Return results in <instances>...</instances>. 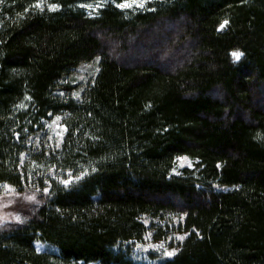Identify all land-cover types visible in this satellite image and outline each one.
Wrapping results in <instances>:
<instances>
[{
	"label": "trees",
	"instance_id": "16d2710c",
	"mask_svg": "<svg viewBox=\"0 0 264 264\" xmlns=\"http://www.w3.org/2000/svg\"><path fill=\"white\" fill-rule=\"evenodd\" d=\"M99 1L91 16L78 0H0V184L84 173L50 178L28 219L0 230V264H136L142 216L184 218L160 264H264V0ZM95 61L74 98L70 77ZM56 116L66 134L47 148ZM181 156L196 168L174 175Z\"/></svg>",
	"mask_w": 264,
	"mask_h": 264
},
{
	"label": "rangeland",
	"instance_id": "374dc122",
	"mask_svg": "<svg viewBox=\"0 0 264 264\" xmlns=\"http://www.w3.org/2000/svg\"><path fill=\"white\" fill-rule=\"evenodd\" d=\"M45 3L51 4L52 0H43ZM81 1L80 6L87 11L91 16H95L100 9L106 4L99 0H78ZM155 1L163 0H144V6L140 7L139 2L133 4L132 7L119 8L122 11L147 10L149 4ZM131 3V1H129ZM117 6L118 3H114ZM91 5V7H88ZM43 6V3L41 7ZM154 44V43H153ZM153 49V58L158 57V53ZM99 71V62L95 61L91 64L80 66L76 72L70 77L69 83L72 85H80L79 89L72 92L74 98L79 99L85 86L92 81ZM59 117V119H57ZM66 134V126L63 116H56L47 122L44 134V143L47 148H59L62 145ZM187 160H176L172 174L179 175L188 168L194 170L197 161L188 157ZM36 176L30 175L27 182L24 184L23 190H18L10 184H0V230L7 225L22 223L30 213L44 202L50 194L51 181L59 182L65 186L78 181L84 174L81 171H56V169L45 170L39 169ZM40 181L44 182V187L41 188ZM64 181H68L67 184ZM44 189H47L45 192ZM141 221L146 225L147 232L142 241H133L127 244L131 250V259L136 264H160L161 262L173 258L178 251L183 241L188 236V233L180 231L179 226L183 224L184 218L181 216H170L166 220L156 221L149 216H142ZM161 233L165 235L162 239H156L155 235ZM159 234V235H161ZM183 237V239H180ZM35 246L41 253H54L55 249L48 243L36 241ZM176 250L175 255L169 257L165 255V251Z\"/></svg>",
	"mask_w": 264,
	"mask_h": 264
},
{
	"label": "snow or ice",
	"instance_id": "6c2138e0",
	"mask_svg": "<svg viewBox=\"0 0 264 264\" xmlns=\"http://www.w3.org/2000/svg\"><path fill=\"white\" fill-rule=\"evenodd\" d=\"M115 2H116V0H113V3H115ZM42 3H43V0H36V2L34 4V7L41 8ZM135 3H137V0H131V3H129V0H123V2L117 4V7H119V8L132 7V5L135 4ZM139 6L140 7L144 6V0H140ZM48 7H49L50 10H54V9L58 8L59 5H57V4H49ZM88 7H91V5H89ZM25 11H27V9H25ZM228 23L229 22L227 20H225V21H223L221 23L220 27L223 28ZM232 55L237 60H239L240 57L242 56V53L239 52V51H235V52L232 53ZM57 119H59V117H57ZM177 159L183 161V160H187V157H177ZM173 170H175V169H173ZM64 183L67 184L68 181H64ZM44 191L46 192L47 189H44ZM180 239H183V237H180ZM175 251L176 250L165 251V255L171 257V256L175 255Z\"/></svg>",
	"mask_w": 264,
	"mask_h": 264
}]
</instances>
